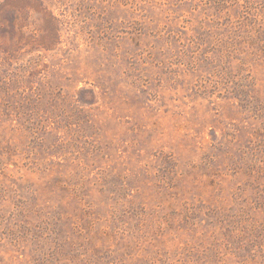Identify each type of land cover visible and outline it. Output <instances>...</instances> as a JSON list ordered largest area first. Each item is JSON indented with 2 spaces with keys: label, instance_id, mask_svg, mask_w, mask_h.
Listing matches in <instances>:
<instances>
[{
  "label": "rangeland",
  "instance_id": "obj_1",
  "mask_svg": "<svg viewBox=\"0 0 264 264\" xmlns=\"http://www.w3.org/2000/svg\"><path fill=\"white\" fill-rule=\"evenodd\" d=\"M0 264H264V0H0Z\"/></svg>",
  "mask_w": 264,
  "mask_h": 264
}]
</instances>
